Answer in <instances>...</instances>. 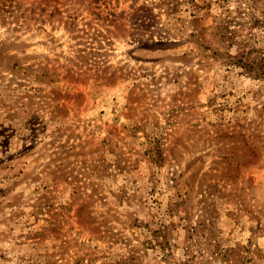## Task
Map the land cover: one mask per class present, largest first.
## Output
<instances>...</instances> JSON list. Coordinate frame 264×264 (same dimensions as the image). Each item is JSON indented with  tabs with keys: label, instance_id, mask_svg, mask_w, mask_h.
Wrapping results in <instances>:
<instances>
[{
	"label": "rangeland",
	"instance_id": "1",
	"mask_svg": "<svg viewBox=\"0 0 264 264\" xmlns=\"http://www.w3.org/2000/svg\"><path fill=\"white\" fill-rule=\"evenodd\" d=\"M237 52L264 0H0V264H264Z\"/></svg>",
	"mask_w": 264,
	"mask_h": 264
},
{
	"label": "trees",
	"instance_id": "2",
	"mask_svg": "<svg viewBox=\"0 0 264 264\" xmlns=\"http://www.w3.org/2000/svg\"><path fill=\"white\" fill-rule=\"evenodd\" d=\"M140 9V7L138 8ZM229 62L234 65L246 68L251 71L255 76L264 74V59L262 58H250L249 56L242 55V52L235 54H228Z\"/></svg>",
	"mask_w": 264,
	"mask_h": 264
}]
</instances>
